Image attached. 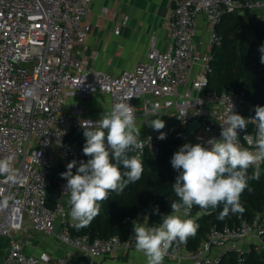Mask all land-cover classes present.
<instances>
[{"label": "built area", "instance_id": "2783aa9c", "mask_svg": "<svg viewBox=\"0 0 264 264\" xmlns=\"http://www.w3.org/2000/svg\"><path fill=\"white\" fill-rule=\"evenodd\" d=\"M172 1L167 48L151 49L132 70L113 75L88 68L79 49L91 31L85 20L91 0H0V159L10 157L16 174L15 182L0 175V237L8 240L0 264H51L45 252L24 253L18 237L29 231L52 236L66 248L52 264H70L73 252L85 259L83 264H94L100 257L135 248L133 223L142 215L136 221L123 219L125 238L90 239L71 232L75 222L65 179L60 177L51 199L47 197L54 170L66 171L68 163L84 154L81 123L100 119L90 117L82 102L106 95L109 110L115 103L128 102L134 107L136 126L157 114L170 116L163 129H149L137 137L144 147L132 153L141 161L146 151L158 154L156 138L161 132L179 133L177 151L186 143L210 147L207 142L220 138L232 106L236 114L254 118L244 92L205 88L211 50L222 44L216 26L225 14L246 11L264 21V0ZM199 16L206 32H198ZM153 105L159 106L155 113ZM193 121H200V126L189 138L185 131ZM239 134L241 145L255 151L256 122L250 121ZM201 214L191 209L187 218L199 225ZM263 238L264 217L257 216L235 227H213L193 251L179 244L165 258L180 260L185 252L191 264H220L222 255L231 252L242 261L250 245L264 248Z\"/></svg>", "mask_w": 264, "mask_h": 264}, {"label": "clouds", "instance_id": "9594fccd", "mask_svg": "<svg viewBox=\"0 0 264 264\" xmlns=\"http://www.w3.org/2000/svg\"><path fill=\"white\" fill-rule=\"evenodd\" d=\"M260 51L264 53V47ZM260 59L264 64V55ZM158 107L153 105L154 113ZM156 116L147 124L159 131L165 127V122L158 114ZM135 120L134 107L128 102H118L98 121L81 123L86 140L83 153L89 159L79 162L75 174L72 171L77 165L75 160L60 174L67 181L70 216L77 230L89 226L99 215L101 202L108 199L110 192L121 194L130 183L141 179L144 162L139 155H129L144 147L143 142L137 140L141 128L136 126ZM250 121L256 122L255 151L240 143L239 133L246 132ZM244 137L247 139L248 134ZM165 138L161 132L158 139ZM207 143L210 147L186 143L174 153L171 165L179 175L172 187L178 199L172 200L171 212L162 215L156 226L133 223L136 251L143 253L147 264H163L174 242L186 244L189 237L196 235L199 225L187 218L194 205L200 209H215L222 204L223 210L217 216L221 221L230 212L242 214L245 211L241 195L249 187V180H259V167L264 162V106H256L255 116L250 119L233 112L232 106L221 125L220 138ZM250 168H253L251 175ZM0 175L16 181L10 157L0 159Z\"/></svg>", "mask_w": 264, "mask_h": 264}, {"label": "trees", "instance_id": "16d2710c", "mask_svg": "<svg viewBox=\"0 0 264 264\" xmlns=\"http://www.w3.org/2000/svg\"><path fill=\"white\" fill-rule=\"evenodd\" d=\"M244 14L247 22L237 12L225 14L220 24L216 26L215 31L221 38L222 44L211 50L212 58L209 62L205 90L219 92L233 88L238 92H244L251 113L255 114L256 106H264V64L260 59L264 55L260 51L261 47H264V21L255 19L247 11ZM246 30L252 31L256 44L249 40ZM256 45L259 47L256 48ZM165 135L166 138L163 140L158 139L159 136L156 138L159 144L156 156H152L148 151L144 153L142 158L144 171L141 179L136 183H130L121 194L110 192L108 199L101 202L99 215L85 228L77 230L74 227L71 230L73 235H85L90 239L108 238L113 235L125 238L127 228L122 222L125 217L136 221L138 216L142 215L147 225L156 226L160 223L162 215L171 212L172 200L178 199L172 184L179 175V171L172 167L171 159L177 152L180 138L178 132H169ZM129 155L134 154L129 153ZM88 159L89 157L84 154L74 159L77 165L72 169L73 173L75 174L80 161L87 162ZM121 170H124L122 165ZM259 171V180H249V187L241 195L240 202L245 209L242 214L230 212L221 221L217 216L223 210L222 204L215 209H200L198 206H193L192 211L195 214L199 211H202V214L198 217L199 228L196 235L189 237L186 243L188 251L196 249L208 230L213 227L217 229L224 226L235 227L240 220L250 223L257 216L264 217V163ZM63 172L65 171L59 167L54 170L47 192L49 199ZM252 172L253 168H250L249 175ZM172 246L177 244L174 243ZM220 264H264V248H259L256 244L250 245L242 261H238L231 252L223 254Z\"/></svg>", "mask_w": 264, "mask_h": 264}, {"label": "crops", "instance_id": "0c3cea01", "mask_svg": "<svg viewBox=\"0 0 264 264\" xmlns=\"http://www.w3.org/2000/svg\"><path fill=\"white\" fill-rule=\"evenodd\" d=\"M172 7V0H91L90 11L85 17L91 31L79 48L88 68L118 75L123 71L132 70L146 58L151 49L164 51L169 44L166 21ZM240 14L247 22L245 14ZM198 32H206L205 21L201 16L198 17ZM141 101L142 99L138 98L136 103L140 104ZM82 105L90 109L92 118H101V115L110 111V100L106 95H95L91 100L82 102ZM159 118L166 122L170 116ZM150 120H140L137 126L141 128L140 134L151 128L147 124ZM140 223L147 224L146 219L141 218ZM21 236L25 237L24 241L19 240L20 236L18 240L27 255L38 256L45 252L51 256L53 262L66 249L57 241L52 249H48L40 240L45 235L33 231ZM175 249L176 246L170 247L169 254L172 255ZM185 251H188L187 248ZM181 256L180 260L173 257L164 258L163 264H191L185 252ZM3 258H0V263ZM84 262L85 259L80 254L73 252L70 264ZM94 264H147V261L143 253L133 248L127 252L118 251L100 257Z\"/></svg>", "mask_w": 264, "mask_h": 264}, {"label": "rangeland", "instance_id": "374dc122", "mask_svg": "<svg viewBox=\"0 0 264 264\" xmlns=\"http://www.w3.org/2000/svg\"><path fill=\"white\" fill-rule=\"evenodd\" d=\"M246 34L249 40H251L252 42H255L256 44L255 38L253 37V35L251 34L249 30H246ZM258 47L259 45H256V48ZM150 129H153V128H150ZM23 237L24 236H20L19 240L24 241L25 237L24 238ZM40 240L44 243L45 247H47L48 249H52L53 246L56 244V240L52 236H45V237L40 238ZM7 245H8V240L4 237H0V258H3L5 256Z\"/></svg>", "mask_w": 264, "mask_h": 264}, {"label": "water", "instance_id": "95a60500", "mask_svg": "<svg viewBox=\"0 0 264 264\" xmlns=\"http://www.w3.org/2000/svg\"><path fill=\"white\" fill-rule=\"evenodd\" d=\"M200 126V121H193L191 122L188 126L187 129L185 131V134L191 138L193 136V134L195 133V131L199 128Z\"/></svg>", "mask_w": 264, "mask_h": 264}]
</instances>
